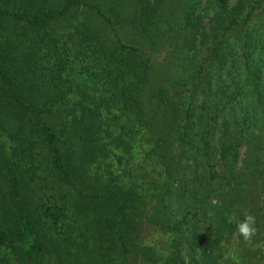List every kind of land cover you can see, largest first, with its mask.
<instances>
[{
    "label": "trees",
    "instance_id": "obj_1",
    "mask_svg": "<svg viewBox=\"0 0 264 264\" xmlns=\"http://www.w3.org/2000/svg\"><path fill=\"white\" fill-rule=\"evenodd\" d=\"M109 1L0 0V264H264V0Z\"/></svg>",
    "mask_w": 264,
    "mask_h": 264
},
{
    "label": "rangeland",
    "instance_id": "obj_2",
    "mask_svg": "<svg viewBox=\"0 0 264 264\" xmlns=\"http://www.w3.org/2000/svg\"><path fill=\"white\" fill-rule=\"evenodd\" d=\"M114 1H117V0H112V2H114ZM97 2H98V0H97ZM204 2H205V0H200L199 7L196 9L197 12L201 11V6L204 4ZM102 4H103L102 8L106 9L108 4H105V3H102ZM128 5H130V3ZM123 7L125 10H127V6L125 4L123 5ZM109 16H110V14H109ZM92 21L95 24L101 23V20L99 18H97V16H95V15L92 16ZM203 22H205V18L203 19ZM126 31H128V30H126L123 26L121 27L120 25L115 24V25H113L112 30L107 31V33H108L107 36L110 38V40L112 38L114 39L115 37H119L121 39H124L126 37V33H125ZM161 44H162V46H160L158 49L154 50L152 53V55H154L155 60L160 61L164 57L167 59V61H172L173 55H174V59H175V55L178 53V50L173 47V44L172 45L165 44V43H161ZM175 64L177 67L179 64L178 59H175ZM170 69L172 70L173 68L169 67V69L166 72H168ZM137 156L138 155L134 156L131 163H129V164H133L135 167H130L129 169L132 170V176L133 177L136 176L138 178V180L141 182L142 180H145V177L150 174L151 166H149L146 163L140 164L139 158ZM114 167H116L115 164H114ZM133 177L130 178V180H136ZM148 230L146 229V231H148ZM146 231L143 233V235H144L143 242H148L149 244H151L152 246H154L156 248L162 247V245L164 246V243L166 242V235L161 236V235H158L157 232H155L156 234L155 233L146 234ZM238 246H240V241H236V239L232 240L231 244L228 245V251L233 252V253H235L237 251L236 253H238V251H241L244 248L250 249L249 246H247V243H243L241 245L242 248L240 250H239V248H237ZM254 246H255V244H254ZM254 246H252V249L254 248ZM252 249H250V250H252ZM257 257H258V255L255 254L254 257H252L250 260H255V258H257ZM247 259L248 258L244 257L243 260L245 261Z\"/></svg>",
    "mask_w": 264,
    "mask_h": 264
},
{
    "label": "clouds",
    "instance_id": "obj_3",
    "mask_svg": "<svg viewBox=\"0 0 264 264\" xmlns=\"http://www.w3.org/2000/svg\"><path fill=\"white\" fill-rule=\"evenodd\" d=\"M256 217L252 214H245L243 220L236 225L237 234L242 237L245 243H248L257 234Z\"/></svg>",
    "mask_w": 264,
    "mask_h": 264
}]
</instances>
